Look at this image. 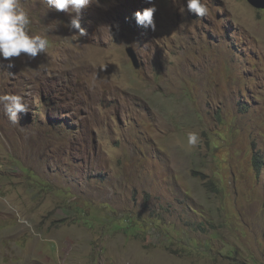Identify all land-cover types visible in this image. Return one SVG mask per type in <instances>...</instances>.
Returning a JSON list of instances; mask_svg holds the SVG:
<instances>
[{
	"label": "rangeland",
	"instance_id": "obj_1",
	"mask_svg": "<svg viewBox=\"0 0 264 264\" xmlns=\"http://www.w3.org/2000/svg\"><path fill=\"white\" fill-rule=\"evenodd\" d=\"M152 3L155 31L148 0H100L77 39L21 0L49 48L0 59L28 105H0V264H264V10Z\"/></svg>",
	"mask_w": 264,
	"mask_h": 264
},
{
	"label": "clouds",
	"instance_id": "obj_2",
	"mask_svg": "<svg viewBox=\"0 0 264 264\" xmlns=\"http://www.w3.org/2000/svg\"><path fill=\"white\" fill-rule=\"evenodd\" d=\"M44 2L50 10L70 15L75 13V15H71L67 26L77 39L87 34L86 29L81 26V11L91 4L100 5V0H44ZM148 3L151 6L136 11L134 18L137 25L155 31L154 14L157 8L152 0H148ZM184 9L200 18L207 17L210 12L208 0H186ZM30 23V17L22 6L21 0H0V59L8 61L9 67L14 66L15 58L24 56L29 60H34L45 54L49 48V40L46 36L30 34ZM0 105L3 106L4 114L13 124H18L19 113L28 112V105L22 95H0ZM199 141L198 133H188L187 143L189 146L195 147Z\"/></svg>",
	"mask_w": 264,
	"mask_h": 264
},
{
	"label": "water",
	"instance_id": "obj_3",
	"mask_svg": "<svg viewBox=\"0 0 264 264\" xmlns=\"http://www.w3.org/2000/svg\"><path fill=\"white\" fill-rule=\"evenodd\" d=\"M247 2L256 9L264 10V0H247ZM128 56L133 62L134 66H137L136 55L132 49L128 51Z\"/></svg>",
	"mask_w": 264,
	"mask_h": 264
},
{
	"label": "trees",
	"instance_id": "obj_4",
	"mask_svg": "<svg viewBox=\"0 0 264 264\" xmlns=\"http://www.w3.org/2000/svg\"><path fill=\"white\" fill-rule=\"evenodd\" d=\"M130 26H132L134 28V24H130ZM135 30V29H134ZM49 100V99H48ZM253 161L254 163L257 165V164H260L261 163V160H260V157L258 155H255L253 156Z\"/></svg>",
	"mask_w": 264,
	"mask_h": 264
}]
</instances>
